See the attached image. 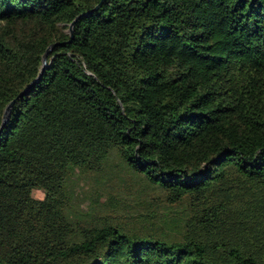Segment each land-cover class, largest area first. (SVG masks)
Returning <instances> with one entry per match:
<instances>
[{"label": "trees", "instance_id": "trees-1", "mask_svg": "<svg viewBox=\"0 0 264 264\" xmlns=\"http://www.w3.org/2000/svg\"><path fill=\"white\" fill-rule=\"evenodd\" d=\"M101 1L0 0V128L58 44L0 133V264H264V0ZM25 121L159 195L81 209Z\"/></svg>", "mask_w": 264, "mask_h": 264}, {"label": "rangeland", "instance_id": "rangeland-1", "mask_svg": "<svg viewBox=\"0 0 264 264\" xmlns=\"http://www.w3.org/2000/svg\"><path fill=\"white\" fill-rule=\"evenodd\" d=\"M29 123L30 122L25 121L23 124V131L19 136L21 137L19 144L23 148L24 146L22 140L24 130L27 125L31 126L33 124ZM34 125H36L38 132L35 138L29 143V146L25 147L24 150L28 151L30 155L34 157L43 167L51 168L52 170L65 174L68 187L74 189L77 192V195H79L78 199H75V202L77 205H80L81 209L88 210L91 207L90 202H92L93 199L95 200L96 197L99 198L101 196L100 202H104L109 198V196H111L110 199L117 203V206L113 207L115 212L118 210L117 216H119V214H124L125 216H128L126 222H129L130 216L137 214L132 213V208H142L143 197L159 195L157 192H147V194H145L142 190V183L136 181L132 176H130V174L126 175L123 172V168H121L119 159L117 158L110 166L108 173L110 178L103 184L101 179L97 178L96 174H90L84 177V175L80 174L77 170L69 172L67 170L66 173L65 166L68 159L71 160L74 166H83V168L98 172L100 170V159L106 145L98 144L101 146H90L86 140H81L70 147L69 153L66 156L60 151L57 143L53 140L47 128L38 127L37 124ZM26 138H28V136H26ZM112 177L114 180L111 179ZM121 179L123 181H121ZM122 182L128 186V189L127 186H124L126 191L119 188V185ZM131 187L136 190L137 194L132 192ZM96 193H98V196ZM44 196L43 191L38 189L33 190L34 198L43 199ZM135 225V221H130L128 223V226L130 227ZM211 258L219 264H229V262H226L225 258L221 255L212 254Z\"/></svg>", "mask_w": 264, "mask_h": 264}, {"label": "water", "instance_id": "water-1", "mask_svg": "<svg viewBox=\"0 0 264 264\" xmlns=\"http://www.w3.org/2000/svg\"><path fill=\"white\" fill-rule=\"evenodd\" d=\"M104 1H105V0H102L101 3H100L98 6H96V8L94 9V11L97 10V9L102 5V3H103ZM77 20H78V19L74 20V21L71 23L70 28H69V33H70V35H71L72 38H73V36H74V31H73V29H74V26H75V23H76ZM57 45H58V44H52V45H50V46L48 47V49L46 50L45 54L43 55V65H42V69H41V72H40L38 78H37V79H36V80H35V81H34V82H33V83L27 88V90H25L24 92H22V93L18 96V98L23 97V96H24V95H25V94L31 89V87H32L34 84H36V82H38V81L41 79V77H42L44 71H45L46 68H47V60H48V56H49V54L54 50V48H55ZM18 98H16L15 100L11 101V102L8 104V106L6 107V109H5V111H4V115H3L2 126H1V128H0V133H1L2 129L5 127V125L7 124V122L9 121L11 111H12V109H13V107H14V105H15V103H16V101H17Z\"/></svg>", "mask_w": 264, "mask_h": 264}]
</instances>
